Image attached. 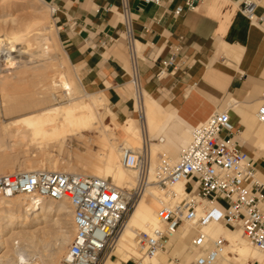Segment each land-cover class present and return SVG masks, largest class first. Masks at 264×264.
<instances>
[{
    "label": "crops",
    "instance_id": "crops-1",
    "mask_svg": "<svg viewBox=\"0 0 264 264\" xmlns=\"http://www.w3.org/2000/svg\"><path fill=\"white\" fill-rule=\"evenodd\" d=\"M46 1L59 8L56 21L68 60L78 68L84 87L108 101L121 125L115 128L119 136H124L123 125L139 122L151 143L168 152L170 143L155 141L157 131L170 142L184 143L193 126L228 110L240 129L241 146L264 180V123L256 117L264 96V30L241 14L242 0H201L181 15L174 13L186 0H128L142 54L141 97L148 94L150 108L144 120L138 107L145 98L137 101L130 87L122 0ZM108 39L112 42L102 46ZM170 57L177 67L159 78L161 61ZM173 130L175 137L170 136ZM190 235L181 237L178 231L169 242L179 249Z\"/></svg>",
    "mask_w": 264,
    "mask_h": 264
},
{
    "label": "built area",
    "instance_id": "built-area-1",
    "mask_svg": "<svg viewBox=\"0 0 264 264\" xmlns=\"http://www.w3.org/2000/svg\"><path fill=\"white\" fill-rule=\"evenodd\" d=\"M145 1L160 4L162 0ZM200 1L186 0L174 14L194 9ZM47 3L56 19L59 8ZM239 7L252 24L264 26V0H242ZM122 15L131 83L139 94L142 54L128 0H122ZM108 42L112 39L105 40L102 46ZM176 67L173 57L162 60L157 76L164 77ZM256 116L258 122L264 123V96ZM239 135L240 129L229 111H215L192 127L190 141L181 147L175 162L161 158L152 183L148 175L149 150L143 143L141 148L122 151L123 166L137 172L136 183L130 188L119 187L108 178L36 169L0 174V200L21 195L35 207L43 199L68 201L75 234L60 264H104L111 259L117 237L135 205L153 184L164 194L157 212L159 225L136 235L140 256L135 264H146V259L165 253L170 239L185 224L196 232L191 250L197 255L189 264H224L228 240L222 236L212 239L202 231L216 222L240 230L253 247L264 252V180L241 146ZM180 182L186 186L182 193L173 190ZM168 264L183 263L171 258ZM228 264L237 263L232 260ZM245 264L257 263L249 260Z\"/></svg>",
    "mask_w": 264,
    "mask_h": 264
},
{
    "label": "bare ground",
    "instance_id": "bare-ground-1",
    "mask_svg": "<svg viewBox=\"0 0 264 264\" xmlns=\"http://www.w3.org/2000/svg\"><path fill=\"white\" fill-rule=\"evenodd\" d=\"M16 2L18 3L17 5L24 6L27 0H16ZM44 3H46L45 0ZM47 27L44 19L34 16L26 23L24 29L0 34V52L4 51L3 53H5V51H9L14 53L17 51V43L21 42L27 46L24 42L27 37L32 38L30 44L43 43L45 45V43H48L49 37H51L50 35L49 37L47 36L49 34ZM260 27L264 30V26ZM50 30L52 31L53 29ZM54 36L58 40L57 31L54 33ZM47 49H49L48 45ZM139 50L141 52V49ZM44 52L46 55V53H49V50ZM52 58L49 57L48 59ZM71 73H65L59 66L54 68L52 73L50 72L46 77L38 96L9 94L8 86L13 81L16 82L17 78L22 76L21 73L14 74L13 77L6 76L1 78L0 85L3 92L1 94L7 100L3 103V111L0 106V161H3L2 165H0V174L36 169L78 173L75 171V167L73 169L72 166L60 168L57 156L62 155L65 151H71L69 146L73 138L85 140V133L88 132L99 133V141L104 152L100 153L98 151L99 153L97 152L93 156L81 157L86 163L85 174L102 178L111 176L115 181L113 183L122 188L134 186L137 180V172L125 168L122 164V151L124 148L137 149L141 148L143 143H147L149 150L148 175L151 183L156 178V170L162 157L167 156L165 158L171 163L176 161L177 158L174 159L165 149L151 143V140L147 136L145 125L142 126V129L132 123L123 125V139L120 140L115 136L114 132L109 129V124L107 125L102 119L100 109L105 106L104 96L88 90L84 87L79 75L77 73L72 75ZM59 96L67 97V102H57ZM143 97L145 101L143 103L141 99L138 109L141 113V119L144 120L145 114L148 117L150 115L148 94L143 92L141 97V92L139 94L136 93L137 101ZM45 101L52 103L45 108L38 109L36 107ZM13 116L15 117L10 118L8 122L4 120V117ZM119 125V123H116L115 126L118 127ZM140 143L142 144L141 147L139 146ZM35 148L40 157H42L40 161L38 160L39 162L30 160L31 162L20 165L18 168L8 164V161L12 157L19 155L29 157ZM54 150L58 154H53L52 151ZM62 160L65 161V159ZM185 188L184 182H180L173 187V190L182 193L185 191ZM20 196L17 195L9 199L0 200V264H60V252L70 243L74 228L73 222L69 220L72 218L70 217L72 210H69L70 205L68 201H48L47 199H43L41 202L42 206L35 207L31 206L27 197L24 196L25 200H27L25 201ZM162 196L164 194L154 185L150 184L144 196L135 205L125 227L117 237L115 250L122 262L128 261L136 251H139L135 240L136 235L144 231H150L159 225L157 212ZM55 203L56 207L54 206ZM53 211H59L61 215L68 213L65 214V217L68 215V219L65 220L69 222H57L59 227L63 229L56 232L62 241L61 248L55 253L49 254L37 249V234L46 228H54L53 225H47L43 229L40 228V225L49 223ZM199 213L201 214V211ZM30 227H36V229L31 230ZM182 227L185 230L182 231L181 237L187 236L190 233V229L193 230L190 224L182 225ZM202 231L212 239L218 236V234L223 233V231L225 232L229 243L225 253L224 264H228L232 260L237 264H245L249 261V258L255 259L257 264H264V252L253 247L245 239L240 230L235 232L230 229L226 230L223 228L222 223L216 222L204 227ZM37 254L38 257H36ZM42 256L44 257L42 258ZM161 257L166 256L163 253H159L154 257L146 259V264H162L164 261L162 262ZM122 262L108 259L104 264H122Z\"/></svg>",
    "mask_w": 264,
    "mask_h": 264
},
{
    "label": "rangeland",
    "instance_id": "rangeland-1",
    "mask_svg": "<svg viewBox=\"0 0 264 264\" xmlns=\"http://www.w3.org/2000/svg\"><path fill=\"white\" fill-rule=\"evenodd\" d=\"M17 4L18 3L16 2V0L15 1L14 0H0V32H1L0 34L5 33V32L12 33V32H16L17 30L24 29L26 23L29 20H31V18H33L35 16V17H40L46 21V26H48L47 29L49 30V32H48V30H46L49 33V34H47V36L49 37V35H50L51 37H49V41H48V43H45V45L43 43H41L42 45L40 43L30 44V41L32 38L27 37L26 40L24 41L25 44H27V46L24 45L23 42H21L22 44L17 43V46H18L16 49L17 51L14 53L12 52L13 54L9 51H5V53H3L4 51L0 52V80L3 77H6V76L13 77L14 74L16 75V74L21 73L22 76H19L17 78L16 82L13 81L14 84L12 82L11 83L12 85L10 84L8 86L9 87V94L10 95L15 94V95H19V96H21V95L22 96H35V95L38 96L40 90L43 87V84L45 83L46 77L50 74V72L52 73L54 68L59 66V68H61L67 74H70L72 72L71 73L72 75L77 73L76 70L78 68L76 66H74L70 61H69L70 63L68 62V57L66 55L65 48L61 42L60 33H59V26L57 25L56 19L51 14L49 5L47 3H44V0L43 1L42 0H29V1L27 0V3H25L24 6L17 5ZM27 4H29V5H27ZM50 29H53L52 30L53 32ZM46 31H45V33H46ZM56 31L58 32V40L54 36V33ZM52 33H53V35H52ZM28 38H29V40H28ZM47 45L49 46V49H47ZM46 50H49V53H46V55H45L44 51H46ZM38 54H39V56H38ZM50 54L53 56H51ZM48 55H50V56H48ZM49 57L50 58L53 57V58L48 59ZM229 57L233 58L232 56H229ZM233 59H235V58H233ZM11 62H12V64H11ZM6 65H8V66H6ZM80 76H81V73H80ZM42 80H44V81H42ZM16 83L18 86L16 85ZM1 87L2 86L0 85V90L2 89ZM130 87H131L133 95L135 97L134 86L132 83H131ZM21 91H23V92H21ZM1 92H2V90L0 91V106H1V110L3 111V103H4V101L6 102L7 99L3 98V95H2L3 92H2V94H1ZM5 92H7V91H5ZM60 93H61V91H60ZM97 94H101V92L97 91ZM57 102L66 103L67 97L59 96ZM51 103L52 102H50V101H47V102L45 101V102L38 104L36 107L38 109L45 108V107L49 106ZM100 111L102 113V119L105 121V123L107 125L109 124L108 125L109 129L114 132L115 136H117L120 140H122L123 136L122 137L119 136L115 131V128H116L115 125L118 122L115 119V116H114V114L110 108V105L108 104V101L106 102L105 106L100 109ZM14 117L15 116L7 117V118L4 117V120L8 122V121H10V118H14ZM136 125L139 127L141 126V124L139 122H136ZM160 132L161 131H157L154 134L153 137L157 138V140H155V141L160 142L161 138H163L164 139V142H162L163 144L170 143V144H168V145H170L168 152L172 153L175 150L174 151L175 156H173V157H174V159L178 158L179 151H180L181 147L186 145L189 142L191 135L186 134L187 138H186V142H184V143H181L180 141L179 142H170V141H168V139H166L165 135L160 137ZM176 134H177V131L173 130V133H171L170 136L175 137ZM85 135H86V139H85L86 141L84 139L73 138V141L71 142V145L69 146V149L71 151H69V152L65 151L62 155L57 156L58 162L60 163L59 164L60 168L63 169V168H66L68 166H72L73 169L75 167V171H77L78 173L85 174L86 173V168H85L86 163L84 162L83 158H81V157L93 156V155L97 154L98 151L100 153L104 152V149L101 146L100 141H99V133L98 132H88V133H85ZM141 145L142 144L140 143L139 146L141 147ZM52 153L58 154V152L55 150L52 151ZM165 157H167V156H165ZM41 158L42 157H40L39 153H37L36 148H35L34 151L31 152V155L29 157H26L23 155L12 157L11 160L8 161L9 162L8 164L10 166H15L18 168L20 165H25L28 162H31L33 160H35L34 162H36V161L39 162L41 160ZM59 159H61V160H59ZM62 159H65V161ZM2 163H3V161H0V165H2ZM108 179L111 181H114L111 176H109ZM20 198L25 200V198L22 196H20ZM25 201H27V200H25ZM54 206L55 207L57 206L56 203L54 204ZM47 209H49V208H47ZM69 210H71V207ZM57 212H59V211H56V212L53 211V215L49 221L50 224L44 223V224L40 225V228H42V229L45 228L47 225H53V227H54V228H46L37 234V240H38V242H37L38 248L37 249H39L40 251H43V253H49V254L51 253L52 254V253H55L56 251H58L59 248H61V242L62 241H61V238L57 235L58 233H56V232H58L60 230L62 231L63 229L59 227L57 222L67 223L69 221L65 220V219H68V215H67V217H65V214H68V213L61 215L60 212L59 213H57ZM70 217H72V214L70 215ZM62 218H64V219H62ZM69 220L72 221V218H70ZM222 226L226 230L230 229L234 232L237 231V230H233L232 228H230L228 226H225L224 224H222ZM30 229L34 230V229H36V227H30ZM183 230H185V228L181 226L179 228L180 234L182 233ZM195 233L196 232L194 230L190 229V234H191L190 237H188L187 239L182 241V245L179 249L174 250L173 249L174 244L170 243L168 245L167 251L165 253H163L166 256V261H164L162 264H168L171 258H178L179 262H181L183 264H189L193 260V257L196 255L191 250V241H192V238L194 237ZM223 233L218 234V236H216V237L222 236V237H224V238L226 237V239H228V237L225 236L226 234L224 231H223ZM74 234H75V231L73 228L71 240H73ZM216 237H214V238H216ZM71 240H70V243H71ZM228 241H229V239H228ZM70 243L67 244L66 248L62 249V251H61L62 253L60 252V262L62 260L63 255L67 251L68 245ZM39 244H41V245L39 246ZM180 251H181V255L178 253ZM192 255H194V256L191 257ZM139 256H140V252L136 251V255L133 256L132 259H130L128 261V264H135V259L138 258ZM36 257H38V254L36 255ZM43 257L44 256H42V258ZM111 259L114 261L121 260L118 253L116 252V250H114ZM248 260H253V261L257 262L255 259H252V258H249ZM122 264H125V263H122Z\"/></svg>",
    "mask_w": 264,
    "mask_h": 264
}]
</instances>
